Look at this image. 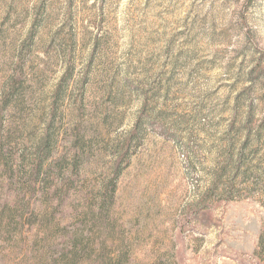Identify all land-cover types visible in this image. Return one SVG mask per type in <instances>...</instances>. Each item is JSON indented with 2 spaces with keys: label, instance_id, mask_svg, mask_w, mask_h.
<instances>
[{
  "label": "rangeland",
  "instance_id": "374dc122",
  "mask_svg": "<svg viewBox=\"0 0 264 264\" xmlns=\"http://www.w3.org/2000/svg\"><path fill=\"white\" fill-rule=\"evenodd\" d=\"M0 264H264V0H0Z\"/></svg>",
  "mask_w": 264,
  "mask_h": 264
},
{
  "label": "trees",
  "instance_id": "16d2710c",
  "mask_svg": "<svg viewBox=\"0 0 264 264\" xmlns=\"http://www.w3.org/2000/svg\"><path fill=\"white\" fill-rule=\"evenodd\" d=\"M137 133H138V130H137V127H136V128L133 130V132H132V135H131V138H130V143L128 144V149L126 150V151H127L126 155H128V153H129V151H130V149H131L130 147H131V144H132L133 136L137 135ZM122 161H123V158H121V160L119 161V164L117 165L116 168H119V167H120ZM116 171H117V172L115 173V174H116V177H115L114 179L117 180L118 177H119V175H120V173L118 172V169H117Z\"/></svg>",
  "mask_w": 264,
  "mask_h": 264
}]
</instances>
